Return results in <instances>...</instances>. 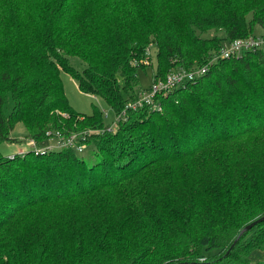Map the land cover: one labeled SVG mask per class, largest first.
Returning <instances> with one entry per match:
<instances>
[{"label": "trees", "instance_id": "trees-1", "mask_svg": "<svg viewBox=\"0 0 264 264\" xmlns=\"http://www.w3.org/2000/svg\"><path fill=\"white\" fill-rule=\"evenodd\" d=\"M252 35L264 38V0H0V146L20 123L37 144L92 146L0 150V264H253L264 222L232 246L264 217V48L158 96L161 112L127 110L115 133L98 107L71 106L61 76L118 115L153 47L158 82ZM140 110L151 119L130 121Z\"/></svg>", "mask_w": 264, "mask_h": 264}, {"label": "rangeland", "instance_id": "rangeland-1", "mask_svg": "<svg viewBox=\"0 0 264 264\" xmlns=\"http://www.w3.org/2000/svg\"><path fill=\"white\" fill-rule=\"evenodd\" d=\"M261 32L260 29L257 28L256 34H259ZM216 32H210L204 35L205 38L212 37L216 35ZM151 56H152V63L150 66H148L145 70L139 71V79H140V88L141 89H147L149 90L154 82V76L158 71V58H157V50L155 47L151 49ZM71 64L72 66L79 72H82L85 68V66L82 64V62L77 57H71ZM65 93L66 96L71 104V106L78 112L85 114V115H91L93 113L94 107H98V109L103 114V119L105 126L109 128L108 130L114 131L113 133L117 132V113L100 97H94L91 95H86L82 93L79 88L77 82L72 78V76L64 71L61 73ZM139 88V89H140ZM137 89V88H136ZM138 89V90H139ZM140 89V90H141ZM137 90V93H138ZM136 93V90L134 91ZM133 92V93H134ZM133 102L129 103L128 105L132 104ZM127 105V106H128ZM150 109V108H149ZM159 111V110H156ZM161 112V111H160ZM107 114V116H106ZM136 119L140 120H150L151 114L149 110H140V112H131L130 113V121H134ZM124 120V119H123ZM91 135L88 138H93L95 134H93V131H90ZM12 138L16 139V142L13 143H6L0 146V150L4 156H10L14 154H20L21 151H24L26 149H29L28 144L31 142V140L26 139V130L22 123L18 124L16 128L13 131ZM57 144V140L52 138L44 141L41 144H38L40 148L45 147H55ZM92 149V146L89 145L84 155H88V151ZM62 215L61 211L58 209H55L52 211L51 219L57 220L58 217ZM45 218H41L39 222L43 221ZM55 222V221H53ZM252 235H247L245 237L246 241H249L251 239ZM220 253L214 251L211 253L206 254L207 258H202L200 261L205 262L209 259H211V256H219ZM250 260L253 261V264H257V262L264 260V249L258 250L254 253H252L249 256ZM239 260V258H238ZM251 261V262H252Z\"/></svg>", "mask_w": 264, "mask_h": 264}, {"label": "built area", "instance_id": "built-area-1", "mask_svg": "<svg viewBox=\"0 0 264 264\" xmlns=\"http://www.w3.org/2000/svg\"><path fill=\"white\" fill-rule=\"evenodd\" d=\"M261 48H264V38L261 35H252L248 38L224 42L219 52L216 53L215 57L212 59L210 64L202 68H197L193 70H174L167 75L165 80L153 82V85L149 90H140L136 101L128 105L121 114L117 115V122H120L122 119L126 118L127 110H137L140 107L149 106L153 110L162 111V106L157 103L158 96H166L178 88L184 87L185 85L191 82H195L197 79L204 76L210 70L213 63H216L221 59L240 57L244 53L255 51ZM56 136L58 140L55 147L40 148L35 140H31V142L27 144L29 148L34 149L37 152L55 149L61 150L67 148H74L79 153H82L85 150L84 144H78V134H73L68 138L63 137L59 133ZM85 139L86 138L83 136L81 141L84 142Z\"/></svg>", "mask_w": 264, "mask_h": 264}, {"label": "water", "instance_id": "water-1", "mask_svg": "<svg viewBox=\"0 0 264 264\" xmlns=\"http://www.w3.org/2000/svg\"><path fill=\"white\" fill-rule=\"evenodd\" d=\"M264 222V217L257 219L256 221L248 224L247 226H245V228L241 231L239 237L236 239V241L234 242L232 248L235 246V244L239 241V239L241 238V236L247 232H249L250 230H252L253 228H255L258 224Z\"/></svg>", "mask_w": 264, "mask_h": 264}, {"label": "crops", "instance_id": "crops-1", "mask_svg": "<svg viewBox=\"0 0 264 264\" xmlns=\"http://www.w3.org/2000/svg\"><path fill=\"white\" fill-rule=\"evenodd\" d=\"M22 152V150H20Z\"/></svg>", "mask_w": 264, "mask_h": 264}]
</instances>
